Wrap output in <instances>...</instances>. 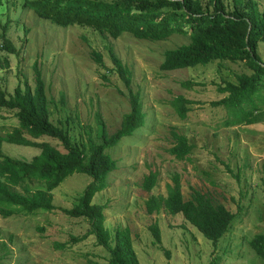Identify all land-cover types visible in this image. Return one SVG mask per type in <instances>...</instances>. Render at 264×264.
Returning <instances> with one entry per match:
<instances>
[{
    "label": "rangeland",
    "instance_id": "obj_1",
    "mask_svg": "<svg viewBox=\"0 0 264 264\" xmlns=\"http://www.w3.org/2000/svg\"><path fill=\"white\" fill-rule=\"evenodd\" d=\"M25 1L2 0L0 5V45L3 32L19 49L16 55L0 46V89L10 94L24 79L32 86L36 62L50 100V119L67 131L72 143L84 144L97 136L98 115L107 132L113 133L130 110L128 88L114 70L108 47L131 71L130 88L139 94L143 123L105 149L116 161V168L107 174L106 188L95 193L92 203L106 206L105 226L112 234L116 227H129L139 264H264L249 245L254 235L264 232V104L255 111L260 120L230 125L226 110L212 105L221 97L217 87L248 72L245 64L212 60L164 70L160 64L165 50L188 43L186 34L150 39L126 31L113 37L89 26L55 24ZM232 1L223 0L228 8ZM256 2L259 10H264V0ZM93 50L100 53L101 64L94 60ZM257 51L264 61V42L258 43ZM184 81L188 86L182 85ZM177 95L192 101L185 119L172 106ZM16 125L14 110L0 107V136ZM172 130L194 145L188 158L177 160L168 152L173 144ZM36 140L49 141L65 151L59 141L47 135ZM39 151L5 141L1 144V153L13 158L29 160ZM150 171H157L159 177L146 191L141 182ZM175 174L184 199L197 189L229 211L239 212L215 245L181 213L170 214L164 209L147 213L145 200L151 194L166 195ZM90 180L82 172L66 177L51 191L52 202L58 207L52 211L0 213V243L4 241L8 247L0 264H86L88 259H104L107 251L95 244L93 235L64 248L55 246L88 228L86 219L65 215L60 208L72 206ZM153 223L160 229L159 240L149 229Z\"/></svg>",
    "mask_w": 264,
    "mask_h": 264
},
{
    "label": "trees",
    "instance_id": "obj_2",
    "mask_svg": "<svg viewBox=\"0 0 264 264\" xmlns=\"http://www.w3.org/2000/svg\"><path fill=\"white\" fill-rule=\"evenodd\" d=\"M28 3L42 18L55 24L89 26L113 37L126 31L135 37L150 39H164L173 33L186 34L188 43L165 50L160 64L164 70L205 65L212 60L243 62L248 72L237 74L235 82L225 81L219 85L217 92L221 97L213 100L212 105L226 110L228 125L251 124L260 120L255 111L260 104H264V61L257 46L259 42H264V10H259L256 0H233L230 8L223 0H26L25 4ZM1 39L2 49L19 54V49L3 32ZM108 54L114 70L128 88L130 110L123 115L119 128L111 134L98 115L97 136L90 137L84 144L72 143L67 131L51 121L50 100L36 62L33 64L32 86L24 79L10 94L0 89V107L14 110L17 120V125L10 132L0 136V213L9 216L17 211H52L58 207L52 202L51 191L73 173H85L91 180L77 201L60 210L65 215L86 219L88 228L80 235L71 236L68 242L55 246L64 248L93 235L95 244L104 247L107 255L102 260L88 259L86 264H139L129 227H116L112 234L105 226L106 206L92 203L95 193L106 188L107 174L116 168V161L105 149L131 134L144 119L139 94L130 88V69L111 47H108ZM92 55L101 64L100 53L93 50ZM188 84L187 81L182 82L185 87ZM190 102L183 95L172 99V106L181 119L187 117ZM41 135L56 139L65 151H60L49 141L36 140ZM171 136L173 144L168 152L177 160L188 158L194 145L175 130H172ZM4 141L37 147L40 151L29 160L13 158L1 153ZM158 177L157 171H150L144 176L141 188L150 191ZM34 183H43V186ZM145 208L148 214L161 209L170 214L181 213L214 245L230 230L232 221L239 217V212L229 211L197 189L192 190L189 199H184L177 174L167 184V194H151L145 200ZM149 229L159 240L158 225L153 223ZM249 245L264 260V232L254 235ZM7 255V244L2 241L0 260Z\"/></svg>",
    "mask_w": 264,
    "mask_h": 264
}]
</instances>
